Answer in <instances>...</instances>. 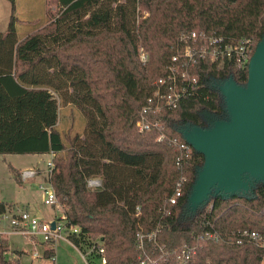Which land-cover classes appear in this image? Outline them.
<instances>
[{
  "label": "trees",
  "instance_id": "trees-1",
  "mask_svg": "<svg viewBox=\"0 0 264 264\" xmlns=\"http://www.w3.org/2000/svg\"><path fill=\"white\" fill-rule=\"evenodd\" d=\"M8 1L9 22L0 32V154H52L50 182L68 223L80 228L69 235L71 243L85 252L100 240L106 264H139L147 255L156 261L146 264H176L182 245L193 249L187 264H263L264 251L238 234L264 235V180L255 179L244 194L194 204L204 154L192 146L179 169L171 143H189L193 131L230 120L223 88L230 81L245 86L249 63L196 55L190 68L196 90L157 114L158 128L140 132L136 121L181 32L247 38L253 55L264 41V0H50L55 10L45 9L48 23L22 38L15 0ZM61 105L82 115L72 136L58 126ZM9 168L18 181L19 171ZM180 176L182 194L162 213ZM91 177L100 186L88 187ZM9 209L0 201V216ZM208 221L219 239L205 236ZM157 224L155 241L138 246L137 230ZM8 248L0 236V264H16L7 259ZM53 250L45 247L43 255ZM87 262L100 264L94 253Z\"/></svg>",
  "mask_w": 264,
  "mask_h": 264
},
{
  "label": "built area",
  "instance_id": "built-area-1",
  "mask_svg": "<svg viewBox=\"0 0 264 264\" xmlns=\"http://www.w3.org/2000/svg\"><path fill=\"white\" fill-rule=\"evenodd\" d=\"M146 12H144V16ZM175 53L171 56L166 70L154 82V87L151 93L146 97L141 109L139 117L136 121L138 130L145 131L152 127L158 128L160 126L159 119L155 116L163 109H173L178 106L181 100L188 95H191L198 87L197 78L190 72L196 55L201 57H209L212 61L228 62L245 66L250 62L251 54V41L247 38L225 39L223 36L210 34L206 35L197 31L181 32L178 39V46H175ZM142 61L147 60V54L142 52L140 55ZM161 134L158 139L163 138ZM171 143L176 145L178 156L176 157V167L181 169L183 163L189 158L192 145L187 142H179L172 139ZM51 158V159H50ZM53 168L52 154H50L47 161V186L39 185L43 193V203L48 206H53L57 210V215L53 221L41 219L28 210L12 209L4 212L0 218L9 222V227L12 232L21 233L29 236L31 239H36L41 244H47L49 247L56 246L59 241H67L71 243L69 235L78 233L80 228L77 225L68 223L66 217L67 208L60 202L56 192L50 182V175ZM38 174L37 169H23L20 170L19 175L22 180H27ZM247 174H244L246 178ZM186 178L180 176L176 181L172 193L166 200V205L161 209L162 213H168L167 206L176 203L177 199L182 194V186ZM101 180L98 177H91L87 180V185L90 188L100 186ZM253 187V186H252ZM221 185H215L209 192L206 201H212L216 198H228L221 190ZM140 213V207H136V215ZM54 223V228L51 223ZM209 230L206 231L205 236L210 239H219V233L214 229V224L210 221L207 222ZM159 224L154 229L144 230L139 228L136 232L135 241L138 246L142 247L145 242L155 241L156 233ZM9 231L0 230V236L7 234ZM239 239H245L255 246L264 251V235L255 229H243L239 232ZM241 240H237L240 242ZM72 244V243H71ZM73 245V244H72ZM48 247V246H46ZM77 248V247H76ZM78 249V248H77ZM54 251V250H53ZM81 256L87 262V256L90 253L97 255L100 264H106V257L104 255V247L100 240L94 241L87 251L83 252L78 249ZM44 248L42 254L38 251L32 253L33 257H44ZM193 249L188 245H182L175 252L176 264H187ZM55 252L47 257V260L54 262ZM156 258L153 256H146L140 258L139 264H146L155 262ZM87 264H89L87 262ZM264 264V259H263Z\"/></svg>",
  "mask_w": 264,
  "mask_h": 264
},
{
  "label": "water",
  "instance_id": "water-1",
  "mask_svg": "<svg viewBox=\"0 0 264 264\" xmlns=\"http://www.w3.org/2000/svg\"><path fill=\"white\" fill-rule=\"evenodd\" d=\"M223 95L230 120L208 130H195L187 138L205 157L193 187L194 204L206 201L217 184L229 197L249 192L255 179L264 180V41L259 42L250 59L246 85L230 81Z\"/></svg>",
  "mask_w": 264,
  "mask_h": 264
},
{
  "label": "rangeland",
  "instance_id": "rangeland-1",
  "mask_svg": "<svg viewBox=\"0 0 264 264\" xmlns=\"http://www.w3.org/2000/svg\"><path fill=\"white\" fill-rule=\"evenodd\" d=\"M55 10V5L50 0H22L19 7L14 10L16 21V32L22 38L27 33L48 23L49 16L45 7ZM11 13V5L8 0H0V32L8 25ZM80 111L73 105L60 106L59 128L64 136L73 134L81 127ZM72 136V135H70ZM51 159V158H50ZM49 156L45 154H0V201L7 203L9 208L28 210L31 214L53 221L57 210L53 206L43 203V193L39 185L47 186V161ZM9 166L20 172L23 169H37L38 174L27 180H22L20 175L18 181ZM250 177V176H249ZM8 229L9 249L6 257L16 264H87L78 249L67 241H59L54 247L55 260L50 262L45 256L33 257L36 250L42 254L43 248L49 246L41 244L35 238L15 233L10 230L9 222L0 218V230ZM16 260V261H15Z\"/></svg>",
  "mask_w": 264,
  "mask_h": 264
},
{
  "label": "crops",
  "instance_id": "crops-1",
  "mask_svg": "<svg viewBox=\"0 0 264 264\" xmlns=\"http://www.w3.org/2000/svg\"><path fill=\"white\" fill-rule=\"evenodd\" d=\"M44 1H46V0H44ZM19 2L21 3L22 2V0H15V10L19 7L18 5H19ZM45 9H46V7H45ZM80 116L82 117V115H81V113H80ZM48 156L50 157V154H48ZM6 231L8 230V229H5ZM6 238H7V240H8V245H9V238H8V233L7 234H5L4 235ZM9 249V248H8ZM44 249H45V247H44ZM8 259V258H7ZM12 258H9V260H11ZM46 260H47V258H45ZM16 261V260H15ZM15 263V262H14ZM41 262H40V260H39V264H40ZM31 264V263H30Z\"/></svg>",
  "mask_w": 264,
  "mask_h": 264
}]
</instances>
